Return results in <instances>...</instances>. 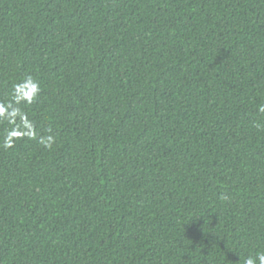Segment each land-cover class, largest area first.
I'll return each instance as SVG.
<instances>
[{"label":"trees","instance_id":"obj_1","mask_svg":"<svg viewBox=\"0 0 264 264\" xmlns=\"http://www.w3.org/2000/svg\"><path fill=\"white\" fill-rule=\"evenodd\" d=\"M9 103L0 264L264 251V0H0Z\"/></svg>","mask_w":264,"mask_h":264},{"label":"clouds","instance_id":"obj_2","mask_svg":"<svg viewBox=\"0 0 264 264\" xmlns=\"http://www.w3.org/2000/svg\"><path fill=\"white\" fill-rule=\"evenodd\" d=\"M39 93V83L32 77H26L20 83L14 85L13 100L15 104L22 102L31 104L38 97ZM19 111L18 108L13 107L12 103H9L7 106L0 104V117L14 118L19 114ZM258 112L264 114V105L258 106ZM255 126L258 129L262 127L259 123ZM10 135H15V133H10ZM41 142L44 143L45 147L51 148L54 138L49 136L46 141L42 140ZM4 146L11 147V144L6 141ZM221 199H227V197L222 196ZM243 264H264V251H259L254 256L248 255L244 258Z\"/></svg>","mask_w":264,"mask_h":264}]
</instances>
